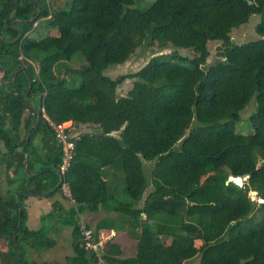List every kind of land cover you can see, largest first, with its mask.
I'll use <instances>...</instances> for the list:
<instances>
[{
  "label": "trees",
  "instance_id": "trees-1",
  "mask_svg": "<svg viewBox=\"0 0 264 264\" xmlns=\"http://www.w3.org/2000/svg\"><path fill=\"white\" fill-rule=\"evenodd\" d=\"M34 2L0 0V67L10 81L0 83V156L8 183L0 193V236L7 241L0 262L21 264L17 248L25 264H61L29 255L56 245L45 224L51 218L71 228L67 264H98L82 244L80 216L104 210L113 216L92 232L97 240L100 231H115L101 252L110 263L264 264V0H154L144 10L132 7L134 0ZM252 13L261 14L255 30L262 37L234 43L231 29ZM41 21L48 33L35 38ZM210 40L221 45L205 66ZM144 42L189 48L193 56L172 51L151 56L136 72L104 74ZM127 78L131 88L117 95ZM29 79L28 100L41 115L26 139L37 117L24 97ZM252 99V131L242 134L235 124ZM66 121L99 132L72 137L73 155L61 173L62 151L50 123ZM144 161L152 163L147 177ZM246 175L241 185L228 180ZM61 176L44 196L66 185L74 205L55 201L41 226L28 227V192H48ZM128 241L134 250L124 256Z\"/></svg>",
  "mask_w": 264,
  "mask_h": 264
},
{
  "label": "rangeland",
  "instance_id": "rangeland-1",
  "mask_svg": "<svg viewBox=\"0 0 264 264\" xmlns=\"http://www.w3.org/2000/svg\"><path fill=\"white\" fill-rule=\"evenodd\" d=\"M63 2V0H60ZM95 2H99V0H94ZM154 0H134V3L132 7L138 8L141 10L146 9L149 7ZM261 14L259 13H252L250 14L248 20L236 27H233L230 31L231 39L236 44H241L248 41H253L260 39L262 36L258 34L255 30L256 24L260 21ZM44 22H40L39 27H41L43 30L40 33V36L33 34L35 38L44 37L47 35V29L45 26H42ZM221 45L220 40H210L207 42V49L209 52V55L207 57L206 65L213 63L217 58V50L219 46ZM172 51H176L182 56L192 57L193 51L189 48H175L172 45H167L165 48L159 47L156 42L154 43H148L144 42L140 46L136 47L134 52L131 54V56L123 63L115 64L109 66L107 69H105L104 74L108 76L111 79L116 78L117 76L121 74H128L132 72H136L139 70L149 59L151 56L158 55V54H167ZM31 69L33 72H35V69L37 68L36 62L29 63ZM2 75L0 71V76ZM5 77V75H4ZM3 77V78H4ZM132 86V79H125L121 84L117 86V95L123 96L127 93V91ZM36 97V96H35ZM33 102L37 103L36 100H33ZM32 103V102H31ZM255 109V100L252 99L248 105L244 107V109L240 112L241 120L235 124V129L237 132L246 134L250 133L252 131V127L250 125V121L248 119L249 115L254 111ZM66 128H68V132L71 137L75 138L78 137L81 133L85 132H99V129H97L95 126L90 124H75L72 121H66L63 122V124ZM114 135H117L116 132L113 133ZM0 148L2 149V145L0 144ZM4 151V149H3ZM2 159L0 156V193H4L6 188L8 187L7 183V175H5L4 171V164L1 163ZM152 163L144 161L143 166H145L146 175H148ZM258 164H251V167H257ZM112 174V171L109 170ZM12 169L9 171V176L12 175ZM147 177V176H146ZM237 181V180H236ZM240 182V181H239ZM152 189V186L149 185L146 190L143 193V198L147 194L149 190ZM68 188L66 185L62 186V189L60 192L55 193L51 197H46L44 195H31L27 196L24 199V205L25 203L30 204L29 212L31 213V217L29 221L27 222L28 227L30 228H38L41 226V216L47 214L52 209V202L56 199L60 200L62 205L64 207H69L72 205L71 200L68 197ZM253 197H255V193H250ZM250 195V196H251ZM29 197V198H28ZM26 207V206H25ZM261 210L256 211L254 213V217L260 218L262 215ZM106 216H113V212L99 210L97 212H84L82 213V216L80 217V225L90 228L93 230L95 224L100 221L101 219L105 218ZM45 224L48 226H51V230L49 232V236L53 237L56 240V245L46 251H43L40 255H36L33 251H30V259L37 263H41L42 261L46 262H53L58 261L61 264H67L66 263V257L68 255L72 254V248H71V228L67 226L60 225L56 220L54 219H48ZM109 232L101 231L99 232V237L103 240L106 236H108ZM227 233L225 232L220 239L227 238ZM125 236V235H124ZM201 244L200 240L195 241V245L199 247ZM126 250L124 251V256H129L133 250L134 246L129 247V241L125 242ZM7 249V241L3 236H0V251L4 252ZM0 264H2L0 262ZM184 264H197L196 258H193L189 261H186Z\"/></svg>",
  "mask_w": 264,
  "mask_h": 264
},
{
  "label": "built area",
  "instance_id": "built-area-1",
  "mask_svg": "<svg viewBox=\"0 0 264 264\" xmlns=\"http://www.w3.org/2000/svg\"><path fill=\"white\" fill-rule=\"evenodd\" d=\"M62 124L63 123L55 125L53 123H50V125L53 128L54 136L58 144L60 145L61 151H62V161L59 167V170L61 173L68 167L69 162L73 155V149L75 145L72 137L70 136L68 132V128H66ZM259 200L260 199H258V201ZM113 234H114L113 232H110L108 236L103 238V240L100 237H98V239L96 240L90 228L81 226L82 244L84 248L96 254L98 264H120V263H110L106 261L101 255L102 249L104 247V243L108 239H110L111 236H113Z\"/></svg>",
  "mask_w": 264,
  "mask_h": 264
},
{
  "label": "water",
  "instance_id": "water-1",
  "mask_svg": "<svg viewBox=\"0 0 264 264\" xmlns=\"http://www.w3.org/2000/svg\"><path fill=\"white\" fill-rule=\"evenodd\" d=\"M37 1H38V0H35V2H34V6H36ZM0 68H1V70H2V71H1L2 75L0 76V83H9L10 81H4V80H3V77H4V75H5V69H4L3 67H0ZM16 73H17V72H15L13 79L15 78ZM30 87H31V80L29 79V82H28V89H27L26 92L24 93V97H25V99H27V100H28V96H27V94H28V91H29ZM28 102H29V104H30V105L36 110V112H37V117H36V122H35L33 128L31 129V131L29 132L28 136L26 137V139H29V137L35 132V130H36V128H37V125H38V123H39V120H40V115H41V114H40V110H39V108L36 107L34 104H32L29 100H28ZM28 160H29V151L27 150L26 153H25V156H24V161H23V167H24V170H27V163H28ZM56 171H57V170H56ZM57 172H58V171H57ZM38 173H40V172H38ZM58 173H59V172H58ZM247 177H248L247 175L244 176V177H233V176H229V177H228V180H232V181H234L235 183L241 185V184H242V180H245ZM235 178H238V179L240 180V182L236 181ZM61 182H62V176L60 177L59 182L56 184V186H55L54 188H52V189H51L50 191H48V192L41 193L40 195H44V194H48V193H50V192H53V191H54V190L60 185ZM23 192H24V191L20 190V191H18V193L16 194V201H17V203H18L19 213H21V210H22V204H21V200H20V195H21ZM28 194H29V195H35V194L32 193V192H28ZM259 202H263V200L260 199ZM20 225H21V217L19 216V218H18V222H17V226H16V228L13 230V233H12V234H14V233L19 229ZM10 242H11L12 246L15 248V245H14V242H13V237H11ZM15 250H16V252L18 253V255H19V257H20L21 264H25V260H24V257L22 256V253H21L17 248H15Z\"/></svg>",
  "mask_w": 264,
  "mask_h": 264
},
{
  "label": "crops",
  "instance_id": "crops-1",
  "mask_svg": "<svg viewBox=\"0 0 264 264\" xmlns=\"http://www.w3.org/2000/svg\"><path fill=\"white\" fill-rule=\"evenodd\" d=\"M81 134H82V133H81ZM68 193H69V191H68ZM28 196H31V195H28ZM35 196H36V195H35ZM50 197H51V196H50ZM68 197H69V194H68ZM28 198H29V197H28ZM69 199H70V197H69ZM70 200H71V199H70ZM55 201H56V202H59V203L62 205V203L60 202V200L56 199ZM55 201H53V202H55ZM53 202H52V203H53ZM71 202H72V205H71V206H69V207H64V206L62 205V207H63V208H70V207H72L74 204H73V201H72V200H71ZM51 205H52V204H51ZM25 206H26L25 208H26V211H27V214H28V218H27V222H28L29 219H30V217H31V213L29 212L30 204L26 202V203H25ZM81 216H82V215H81ZM81 216H80V217H81ZM50 219H51V218H50ZM102 231H105V230H102ZM100 232H101V231H100ZM106 232H109V233H110V232H113V233H114L113 236H111V238L114 237V235H115V231H114V230H108V231H106ZM195 241H196V240H195ZM132 253H133V252H132ZM132 253H131L130 255H132ZM130 255H129V256H130ZM184 263H185V262H183V264H184Z\"/></svg>",
  "mask_w": 264,
  "mask_h": 264
},
{
  "label": "bare ground",
  "instance_id": "bare-ground-1",
  "mask_svg": "<svg viewBox=\"0 0 264 264\" xmlns=\"http://www.w3.org/2000/svg\"><path fill=\"white\" fill-rule=\"evenodd\" d=\"M238 182L240 181L239 179H236Z\"/></svg>",
  "mask_w": 264,
  "mask_h": 264
}]
</instances>
